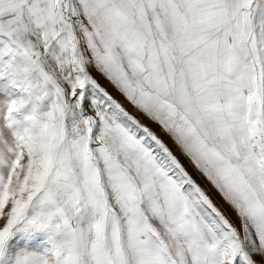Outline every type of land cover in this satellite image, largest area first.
<instances>
[{"label":"snow or ice","instance_id":"obj_1","mask_svg":"<svg viewBox=\"0 0 264 264\" xmlns=\"http://www.w3.org/2000/svg\"><path fill=\"white\" fill-rule=\"evenodd\" d=\"M0 264H264V0H0Z\"/></svg>","mask_w":264,"mask_h":264}]
</instances>
